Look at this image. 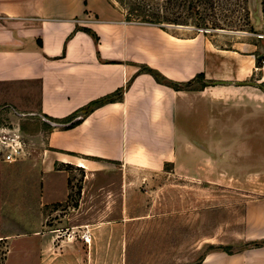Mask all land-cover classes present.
Masks as SVG:
<instances>
[{"label": "crops", "instance_id": "crops-1", "mask_svg": "<svg viewBox=\"0 0 264 264\" xmlns=\"http://www.w3.org/2000/svg\"><path fill=\"white\" fill-rule=\"evenodd\" d=\"M85 28L97 35L96 41ZM256 49L242 41L221 44L188 26L169 30L163 24L127 21L111 0H0V132L18 129L24 141V155L15 162L2 160L0 146V264H89L92 238L87 245L80 236L62 232L77 227L82 233L90 230L91 216L112 214L98 201L101 195L117 192L126 202L132 190L166 167L195 169L190 162L201 161L204 102L210 104L211 149L218 148L212 141L222 122L218 106L224 104L226 127L232 125L225 136L237 137L226 141L225 152L252 153L249 139L255 138L264 167V87L259 80L264 67L257 65L264 46ZM145 68L181 87L157 81ZM199 74L203 81L195 80ZM248 81L255 85L235 83ZM196 82L202 87L192 88ZM117 90H122L120 98L83 115L92 102ZM208 92L209 98H203ZM31 113L61 122L79 120L52 127ZM251 120L257 121L253 130L245 126ZM68 165L85 171L79 203L70 212L63 208L71 190ZM112 173L116 176H106ZM240 178L241 192L249 196L243 205V237L263 243L234 253L210 251L200 259L203 263L264 264V195H251L250 185ZM188 179L199 185V177ZM235 179L225 182L233 186ZM185 197L193 201L188 208L191 216L193 206L195 217L200 200L196 192ZM115 209L122 216L126 205ZM59 212L66 213L64 218Z\"/></svg>", "mask_w": 264, "mask_h": 264}, {"label": "rangeland", "instance_id": "rangeland-1", "mask_svg": "<svg viewBox=\"0 0 264 264\" xmlns=\"http://www.w3.org/2000/svg\"><path fill=\"white\" fill-rule=\"evenodd\" d=\"M119 6L124 13L143 11L155 13L163 26L169 30L177 26H188L198 32L195 28L209 30L207 34L213 36L221 44L230 45L238 41L257 45L256 52L264 46V0H246L244 9L229 12L227 16L223 13L218 15L215 21L219 26L215 27L213 18L202 15L188 16L184 12L182 17L175 18L178 10L168 9L165 0H111ZM208 13V11L206 10ZM205 12V13H206ZM134 21H142V18L131 16ZM218 18V20H217ZM175 20V21H173ZM201 33V32H199ZM261 56L257 65L262 66ZM202 87L196 82L192 88ZM203 98H209V92ZM251 100L253 94L249 95ZM226 105L218 106V112L222 122L219 123L217 141H212L218 148H212L209 131V102L201 104L202 121L200 127V139L202 146L201 161L191 159V165L195 169H172L166 167L153 175L150 180L139 184L136 189L130 192L132 199L119 201V193H106L101 195L100 203L112 209V214L105 217L89 218V234L91 245V260L89 264H201L207 252L223 250L228 253L240 251L243 247L262 245L263 241H247L244 236L243 205L248 198L241 192V178L250 185L249 193L259 197L264 195V188L259 189L258 185L264 182V167L259 166L257 154V140L250 138L251 148L254 152L233 154L225 152L226 141L237 137H226L227 129L225 116ZM182 119L178 118V123ZM253 130L257 128V121H249L245 124ZM231 132V131H229ZM215 139V138H214ZM241 139V138H239ZM194 162V163H193ZM194 167V165H193ZM70 172L69 183L71 186L68 200L64 203V210L70 212L77 206L81 197L85 171L77 166L68 165ZM200 168V172L198 171ZM195 173V174H194ZM106 176L116 175L107 174ZM199 177L196 187L188 177ZM234 176V185L225 182L226 177ZM218 178L217 181L211 179ZM239 178V179H238ZM194 187L196 189H194ZM105 188L115 189V186L106 185ZM196 192V200H200V211L196 201L195 217L194 209L191 207L189 216L186 194L193 196ZM164 195V196H163ZM103 196V197H102ZM126 205V212L118 216V209L113 207ZM114 213V214H113ZM64 218L65 212H59ZM85 219V218H84ZM196 220V227L193 228V221ZM52 218L47 219V224ZM73 222L81 221L80 218H73ZM102 225L99 232H93V226ZM87 228V227H86ZM85 230V228H84ZM83 233V232H82ZM77 227L64 230L65 237L80 238ZM89 244V243H88ZM87 244V245H88ZM203 264H208L203 263Z\"/></svg>", "mask_w": 264, "mask_h": 264}, {"label": "trees", "instance_id": "trees-1", "mask_svg": "<svg viewBox=\"0 0 264 264\" xmlns=\"http://www.w3.org/2000/svg\"><path fill=\"white\" fill-rule=\"evenodd\" d=\"M165 2H166V4L169 5L167 7L168 9L174 8V9L178 10V14L176 15L175 18L182 17L181 16L182 12H184V14L186 13L188 16H192L193 14L198 15L202 19H205L206 16H209V17L214 19L212 24L215 27H218L219 22L215 21L217 15H218L216 10H219V14L223 13V16H227V14H226L227 11H229V12L237 11L238 12L240 9H244L243 4L246 2V0H165ZM206 10L208 11V13L206 12ZM204 14H205V17L202 16ZM132 15H133V17L135 16V18H142V21H140V22L162 24V23H160L161 21H159L157 19V18H159V16L155 13H145L143 11H140V12L137 11L136 14H132V12H128V13H125V19L127 21H134V19L131 18ZM217 20H218V18H217ZM173 21H175V20H173ZM84 30L86 32H88L89 34H91V36L94 38L95 41L97 40V35L95 33H93L91 30L86 29V28ZM145 70L148 71L149 73H151L155 77V79L159 82L169 83L175 88L181 87V85L176 83V82L166 81L159 73L154 72L152 69L145 68ZM202 79H203V76L200 74L195 77V80L203 81ZM190 83H191V81H188L182 85L187 86ZM121 94H122V90H117L116 92H114L112 94H109L103 98H100V99L92 102L89 106H87L85 109H83V112H82L83 115H85L89 111H91V109L94 106H97V105H100V104H103V103L113 101L115 99L120 98ZM78 120L79 119H77L71 125L77 123Z\"/></svg>", "mask_w": 264, "mask_h": 264}, {"label": "built area", "instance_id": "built-area-1", "mask_svg": "<svg viewBox=\"0 0 264 264\" xmlns=\"http://www.w3.org/2000/svg\"><path fill=\"white\" fill-rule=\"evenodd\" d=\"M198 32L207 33L209 30L195 28ZM264 67V58L262 68ZM260 84L264 87V74L260 77ZM1 158L6 162H15L24 155V141L18 129L7 128L0 132ZM81 239L88 244L90 242L89 230L85 227Z\"/></svg>", "mask_w": 264, "mask_h": 264}, {"label": "water", "instance_id": "water-1", "mask_svg": "<svg viewBox=\"0 0 264 264\" xmlns=\"http://www.w3.org/2000/svg\"><path fill=\"white\" fill-rule=\"evenodd\" d=\"M212 84H231L233 83L232 81H213L211 82ZM237 84H249V85H255L254 82L252 81H248V82H235ZM259 88H261L260 86H258ZM32 115H36L38 116L44 123H46L49 126L52 127H68L70 126L73 122H75L78 118L75 117L70 121L67 122H61V121H57V120H53L50 119L48 117H46L45 115L42 114H38V113H31Z\"/></svg>", "mask_w": 264, "mask_h": 264}]
</instances>
